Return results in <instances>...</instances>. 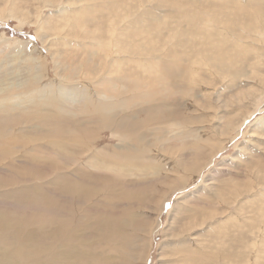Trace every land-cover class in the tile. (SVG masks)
<instances>
[{"label": "rangeland", "instance_id": "obj_1", "mask_svg": "<svg viewBox=\"0 0 264 264\" xmlns=\"http://www.w3.org/2000/svg\"><path fill=\"white\" fill-rule=\"evenodd\" d=\"M263 11L264 0H0L2 263L46 264L47 245L48 264H264ZM94 91L110 114L89 108ZM1 237L12 252L27 244L28 261L3 255Z\"/></svg>", "mask_w": 264, "mask_h": 264}, {"label": "bare ground", "instance_id": "obj_2", "mask_svg": "<svg viewBox=\"0 0 264 264\" xmlns=\"http://www.w3.org/2000/svg\"><path fill=\"white\" fill-rule=\"evenodd\" d=\"M256 1V0H255ZM262 4V3H261ZM187 11V10H186ZM186 11H184L185 13H186ZM264 12V11H263ZM181 17H183L184 19H183V21L186 23V26L188 27V29L190 30L189 32L190 33H194V31H193V29L194 28H196V26L197 25H193L192 23H193V18H189V17H186V15H188V14H182V13H180L179 14ZM254 18V17H253ZM209 19V18H208ZM207 20V19H206ZM222 20V19H221ZM220 20V21H221ZM209 21V20H208ZM208 21L206 22L205 21V23H203L202 25H199V27H197V29H202V30H204V37H210V35H211V30L213 29V28H211V26L209 27V26H206L207 24H208ZM223 22V21H222ZM210 23H213L212 21H210ZM191 24V25H190ZM227 24V23H226ZM249 25V24H248ZM225 28H223V30H224ZM216 30V29H215ZM228 30V29H227ZM213 32V31H212ZM228 32H229V30H228ZM227 32V33H228ZM258 32V31H257ZM221 33V32H220ZM223 33V32H222ZM196 34V33H195ZM218 34V33H217ZM182 35H184V34H182ZM222 35V34H221ZM259 35V34H258ZM212 36V35H211ZM214 36V35H213ZM213 36L212 37H210V38H212L213 39ZM255 36V35H254ZM241 37V36H240ZM256 37V36H255ZM186 38V37H185ZM258 37H256V38H254V39H257ZM194 39V38H193ZM240 39H244L245 40V38H240ZM239 39V40H240ZM248 38H246V40H247ZM218 40V39H217ZM244 40H241V41H244ZM250 40V39H249ZM258 40V39H257ZM209 41V40H208ZM213 41H216V39L214 40L213 39ZM224 41V40H223ZM234 42V41H233ZM236 42V44L237 45H239L238 44V42H240V41H235ZM245 42V41H244ZM188 43V42H187ZM242 43V42H241ZM240 43V44H241ZM246 43V42H245ZM232 44V43H231ZM264 44V43H263ZM215 45H217V44H215ZM221 45V44H220ZM227 45V44H226ZM234 46V45H233ZM239 46H241V45H239ZM238 46V47H239ZM237 47V46H236ZM240 48V47H239ZM236 49V48H235ZM239 50V49H238ZM227 51V50H226ZM223 54V53H222ZM225 54V53H224ZM93 65V64H92ZM165 77V76H164ZM173 77V76H172ZM168 81V80H167ZM170 82V81H169ZM46 86H48V85H46ZM59 86H60V84H59ZM58 86V87H59ZM54 87V86H53ZM184 87V86H183ZM39 88H41V87H37V89H39ZM46 88H48V87H46ZM163 88V87H162ZM32 89V88H31ZM30 89V90H31ZM52 88H50V90H51ZM165 89L167 90V88L165 87ZM164 89V90H165ZM108 90V89H107ZM158 90V89H157ZM34 91V90H33ZM88 91H90V90H88ZM93 91V90H92ZM167 92V91H166ZM92 93V92H91ZM100 91H94L92 94H91V97L88 99V102H89V108H94V109H98V111H101L102 109L103 110H105L107 113H111L112 112V110H113V107L111 106V105H108V104H106V102L104 103V104H102L99 100L101 99V98H99L100 96ZM42 94V93H41ZM54 94V93H53ZM13 95V94H12ZM166 95V94H165ZM28 96V95H27ZM53 97H54V95H52ZM56 96V95H55ZM118 97V96H117ZM163 97V96H162ZM4 98V97H3ZM27 98V97H26ZM0 99H2L1 97H0ZM4 99H6V98H4ZM7 99H8V97H7ZM107 99H109V98H107ZM166 99V98H165ZM52 100V99H51ZM55 100V99H54ZM1 101V100H0ZM4 101V100H3ZM3 101H1V105H2V103H4ZM6 101V100H5ZM36 101V100H35ZM56 101V100H55ZM54 102V101H53ZM57 102V101H56ZM41 103V102H40ZM55 103V102H54ZM58 103V102H57ZM107 103H109V102H107ZM5 104H7V103H5ZM88 106H86V107H88ZM1 107V106H0ZM102 108V109H101ZM260 108V107H259ZM100 109V110H99ZM153 110V109H152ZM3 111H4V109H3ZM62 111V110H61ZM130 112V111H129ZM146 112H147V110H146ZM131 113V112H130ZM152 113V112H151ZM150 113V114H151ZM113 114V113H112ZM153 114V113H152ZM145 115H147L146 113H145ZM154 115V114H153ZM153 115H150V117L151 116H153ZM19 116V115H18ZM119 115L117 114V116H115V117H113L112 116V120L114 121V123L116 122V123H118L119 122V124H121V122L123 121L122 119H126V118H121V117H118ZM126 116V115H125ZM124 116V117H125ZM153 117H155V116H153ZM158 117V116H157ZM176 117H177V115H176ZM105 120H107V119H105ZM130 120V119H129ZM153 120H155L154 118H153ZM157 120V119H156ZM173 120V119H172ZM108 121V120H107ZM131 121V123H132V120H130ZM129 121V122H130ZM138 121V120H137ZM143 121V120H142ZM147 121V120H146ZM150 121H151V119H150ZM28 122H29V120H28ZM109 122H110V120H109ZM112 122V121H111ZM125 122H127V120H125ZM135 122V121H134ZM48 123V122H47ZM101 123V122H100ZM103 123V122H102ZM101 123V124H102ZM113 123V124H114ZM115 123V124H116ZM123 123V125H126L127 126V124L126 123H124V121L122 122ZM128 123V122H127ZM130 123V124H131ZM139 123V122H138ZM138 123H137V125L136 126H138ZM134 124V123H133ZM145 124V123H144ZM168 124V123H167ZM49 125V124H48ZM76 125H77V123H76ZM85 125V124H84ZM88 125H91V124H88ZM100 125V124H99ZM166 125V124H165ZM95 126V125H94ZM97 126V125H96ZM109 126H111V123H110V125ZM119 125L117 124V127H118ZM130 126V125H129ZM132 126V125H131ZM168 126V125H167ZM81 127V126H80ZM83 127V126H82ZM85 127V126H84ZM108 127V126H107ZM106 127V128H107ZM112 127V126H111ZM114 127V126H113ZM112 127V128H113ZM116 127V126H115ZM116 127V128H117ZM125 127V126H124ZM133 127V126H132ZM139 127V126H138ZM142 127V126H141ZM44 128V127H43ZM42 128V129H43ZM97 128V127H96ZM108 128H110V127H108ZM119 128V127H118ZM117 128V129H118ZM123 128V127H122ZM122 128H120V129H122ZM126 128V127H125ZM124 128V129H125ZM134 128H135V126H134ZM134 128H131V129H134ZM26 129V128H25ZM113 129H115V128H113ZM115 130V131H117L118 132V130ZM136 129V128H135ZM126 130L127 129H125V132H126ZM26 131V130H25ZM45 131V130H44ZM123 131V130H122ZM130 131V130H129ZM131 131H133V130H131ZM134 132H136V130L134 131ZM25 133V132H24ZM120 133V132H119ZM122 134H123V132H121ZM133 133V132H132ZM135 134V133H134ZM18 135V134H17ZM16 136V135H15ZM30 136V135H29ZM122 136V135H121ZM127 136V135H126ZM26 137V136H25ZM13 138V137H12ZM34 138V137H33ZM125 138V137H124ZM129 138H130V136H129ZM219 138V137H218ZM3 139V138H2ZM7 140V139H6ZM5 140V141H6ZM79 140V139H78ZM2 141V140H1ZM10 141H12V140H10ZM9 141V142H10ZM42 141V140H41ZM8 142V143H9ZM37 142V141H36ZM246 142V141H245ZM38 143V142H37ZM11 144V143H10ZM58 144V143H57ZM3 145H4V143H3ZM63 145V144H62ZM76 145H78V144H76ZM212 145V144H211ZM9 146V145H8ZM30 146V145H29ZM57 146V145H56ZM7 147V146H6ZM25 147V146H24ZM17 148V147H16ZM38 148V147H37ZM75 148V147H74ZM136 149V148H135ZM220 149V148H219ZM223 149V148H222ZM7 150V149H6ZM15 150V149H14ZM2 151V150H1ZM10 151V150H9ZM30 151V150H29ZM116 152V151H115ZM7 153V152H6ZM5 153V154H6ZM14 153V152H13ZM23 153H25V152H23ZM42 153V152H41ZM27 155H29V154H27ZM26 155V156H27ZM31 155V154H30ZM32 156V155H31ZM34 156V155H33ZM117 157H120V155H116ZM35 157V156H34ZM19 158V157H18ZM41 158V157H40ZM39 158V159H40ZM98 158V157H97ZM17 159V158H16ZM27 159V158H26ZM22 160V159H21ZM37 162V161H36ZM39 162V161H38ZM98 163V162H97ZM47 164V163H46ZM51 164H52V162H51ZM14 165V164H13ZM89 165V164H88ZM35 166V165H34ZM59 166V165H58ZM18 167V166H17ZM36 167V166H35ZM42 169V168H41ZM40 170V169H39ZM71 172V171H70ZM37 174V173H36ZM69 174V173H68ZM66 177V176H65ZM57 179V178H56ZM51 182V181H50ZM39 184V183H38ZM32 185V184H31ZM50 186V185H49ZM30 187V186H29ZM32 187H34V186H32ZM35 187H36V185H35ZM61 187V186H60ZM26 188H28V186L26 187ZM44 188V187H43ZM46 188V187H45ZM57 188V187H56ZM59 188V187H58ZM29 189H31V187L29 188ZM56 190V189H55ZM108 190V189H107ZM33 191H34V189H33ZM36 191H38V189L36 190ZM69 191V190H68ZM74 191V190H73ZM79 190L78 189H76L74 192H73V194H72V199H73V196L74 197H76V196H80V191L78 192ZM56 192V191H55ZM96 192V191H95ZM107 192V191H106ZM9 193V192H8ZM26 193V192H25ZM36 193V192H35ZM72 193V192H71ZM127 193V192H126ZM27 194H29V193H27ZM26 194V195H27ZM39 194V193H38ZM36 195V194H35ZM71 195V194H70ZM96 196V195H95ZM82 197V196H81ZM84 197H85V195H84ZM49 198V197H48ZM86 198V197H85ZM89 198V197H88ZM99 198V197H98ZM84 199V198H83ZM101 199V198H100ZM77 200V199H76ZM51 201H53V200H51ZM97 201V200H96ZM77 202H79V201H77ZM83 202V201H82ZM45 203H46V201H45ZM80 203V202H79ZM59 204V203H58ZM72 204V203H71ZM48 205H51V204H48ZM163 205V204H162ZM55 206V205H54ZM56 207V206H55ZM61 207V206H60ZM106 207V206H105ZM48 208H49V206H48ZM68 208V207H67ZM65 206L62 208L63 209V211H64V213L66 214V213H69V209H67ZM88 208V207H87ZM20 209H21V207H20ZM23 209V208H22ZM31 209H34V208H32L31 207ZM92 209V208H91ZM24 210V209H23ZM59 210H61V209H59ZM18 211V210H17ZM32 211H34V210H32ZM43 211V210H42ZM10 212V211H9ZM41 212V211H40ZM45 212H46V210H45ZM45 212H44V214H45ZM49 212V211H48ZM54 212V211H53ZM59 212L60 211H58V213L57 214H59ZM90 212V211H89ZM11 213V212H10ZM47 213V212H46ZM50 213H52V212H50ZM50 213H49V216H50ZM63 213V214H64ZM41 214V213H40ZM57 214H55V217H57ZM61 214V213H60ZM63 214H61V216L63 215ZM48 215V214H47ZM46 215V216H47ZM70 215V214H69ZM90 215H91V213H90ZM42 216V215H41ZM99 216V215H98ZM101 216V215H100ZM99 216V217H100ZM35 217H36V215H35ZM38 217V216H37ZM59 217V216H58ZM57 217V218H58ZM71 217H72V219L73 220H75L76 218H79V215L78 214H76L73 210L71 211ZM86 217H87V215H86ZM102 217H104V216H102ZM62 218V217H61ZM81 218V217H80ZM98 218V217H97ZM101 218V217H100ZM99 218V219H100ZM38 219H41V218H39L38 217ZM89 219V218H88ZM87 219V220H88ZM7 220V219H6ZM49 220V219H48ZM77 220V219H76ZM80 220V219H79ZM90 220V219H89ZM120 220V219H119ZM16 221V220H15ZM32 221V220H31ZM12 222V221H11ZM37 222V221H36ZM54 222H55V220H54ZM57 222V221H56ZM55 222V223H56ZM59 222V221H58ZM57 222V223H58ZM73 222V221H72ZM71 222V225H73V223ZM101 222V221H100ZM104 222V221H103ZM109 222V221H108ZM39 223H41L42 224V220H41V222H39ZM117 223V222H116ZM35 224H37V223H35ZM34 224V225H35ZM69 224L70 223H68V221L67 220H64V219H60V222H59V227H58V232L60 233V238L59 239H66L68 236H70V235H67L68 234V232L70 233L71 231H69L70 229H67V227L69 226ZM112 224V223H111ZM115 224V223H114ZM12 225V224H11ZM51 225V224H50ZM58 225V224H57ZM103 225V224H102ZM109 226H110V223L108 224ZM1 226V225H0ZM8 226V225H7ZM46 226V225H45ZM74 226V225H73ZM82 226V224H80V228H82L81 227ZM107 226V225H106ZM112 226H114L113 224H112ZM264 226V225H263ZM3 227V226H2ZM5 227V226H4ZM9 227V226H8ZM37 227V226H36ZM36 227H35V229H36ZM47 227V226H46ZM45 227V228H46ZM75 227H77V226H75ZM84 227V229H86L85 228V226H83ZM88 227V226H87ZM111 227V226H110ZM120 227V226H119ZM10 228V227H9ZM78 228V227H77ZM1 229V228H0ZM5 229V228H4ZM79 229V228H78ZM83 229V228H82ZM7 230V229H6ZM71 230H72V228H71ZM108 230H111V229H108ZM117 230V229H116ZM119 230V229H118ZM257 230H258V228H257ZM1 231H3L2 229H1ZM16 231V230H15ZM44 231V230H43ZM47 231V230H46ZM74 231V230H73ZM72 231V232H73ZM106 231V230H105ZM262 231V230H261ZM4 232V231H3ZM41 232V231H40ZM45 232V231H44ZM77 232H79V231H77ZM100 232V231H99ZM46 233V232H45ZM108 233H110V232H108ZM121 233H122V231H121ZM3 233H1V235H2ZM54 234V233H53ZM6 235V234H5ZM9 235V234H8ZM79 235V234H78ZM104 235V234H103ZM110 235L111 236H114V235H112L111 233H110ZM109 235V236H110ZM122 235V234H121ZM3 236H4V234H3ZM40 236V235H39ZM50 236V235H49ZM106 236H108L107 234H106ZM117 236H119L120 237V234H118ZM6 237H7V235H6ZM11 237V236H10ZM17 237V236H16ZM44 237V236H43ZM51 237V236H50ZM50 237H49V239H50ZM103 237V236H102ZM122 237V236H121ZM120 237V238H121ZM181 237V236H180ZM8 238H9V236H8ZM14 238V237H13ZM21 238V237H20ZM48 239V237L46 236L45 237V239ZM52 238V237H51ZM99 238H101V237H99ZM116 238V237H115ZM10 239V238H9ZM8 239V240H9ZM25 239V238H24ZM44 239V238H43ZM46 239V240H47ZM61 239V240H62ZM77 239V238H76ZM105 239V238H104ZM108 239V238H107ZM15 240V239H14ZM19 240V242H20V239L18 238L17 239V241ZM58 240V239H57ZM60 240V241H61ZM63 240V241H64ZM74 240V239H73ZM103 240V239H102ZM23 241V240H22ZM25 241V240H24ZM59 241V240H58ZM57 241V242H58ZM100 241V240H99ZM106 241V240H105ZM116 241V240H115ZM53 242H56L55 240L53 241ZM112 243H113V240L111 241ZM1 243H3V244H5V245H3V244H1V246L2 247H4L3 248V250H1V252H2V254L3 255H5L6 257H8V258H12V253L14 252V253H16L17 254V258L20 260V262H25V261H28V259L26 258V254H25V251L27 250L26 249V246L25 245H27V244H24V242H20L19 244H17V245H19V247H17V248H20L19 250H16V251H14L13 250V252L11 251L13 248L11 247V248H9L10 246L9 245H11L12 246V244L9 242V241H7L6 240V238L5 237H1ZM33 243V242H32ZM31 243V244H32ZM61 243H62V241H61ZM71 243V242H70ZM106 243H107V241H106ZM109 243V242H108ZM47 244H49V243H47ZM60 244V243H59ZM73 243H71V245H72ZM75 244V243H74ZM101 244H102V242H101ZM6 245H8L9 247H7ZM16 245V246H17ZM22 245H24L23 247V249H22ZM35 245V244H34ZM34 245H33V247H34ZM70 245V244H69ZM15 246V247H16ZM57 246H58V244H57ZM62 246H63V244H62ZM65 246V245H64ZM68 246V245H67ZM74 246V245H73ZM78 246V245H77ZM77 246H75V247H77ZM1 247V248H2ZM59 247H61V246H59ZM74 247V248H75ZM36 248V247H35ZM57 248V247H56ZM26 249V250H25ZM72 249V248H71ZM76 249V248H75ZM83 249V248H82ZM45 250H49L48 249V247H47V245H46V247L44 248V250L42 251V249L39 251L38 250V252L36 253V254H38L39 255V253H41L40 255H42V256H40V257H42V260H43V262H46V264H48L47 263V260H48V258H50L51 257V255H49L50 253L48 252V251H45ZM80 250V249H79ZM22 251H23V254H21L22 253ZM76 251V250H75ZM87 251V250H86ZM88 251H90V248H89V250ZM5 252V253H4ZM78 253V252H77ZM83 253H85V251L83 252ZM10 254V255H9ZM24 254H25V257H24ZM29 254V253H28ZM53 255V254H52ZM80 255V254H79ZM10 256V257H9ZM27 257H29V256H27ZM4 258V257H3ZM6 259V258H5ZM7 260V262H8V259H6ZM6 260H4L3 261V259H1L0 258V264H3ZM2 261H3V263H2ZM14 261V260H13ZM17 261V260H16ZM68 263V262H67ZM94 264H97V263H94Z\"/></svg>", "mask_w": 264, "mask_h": 264}]
</instances>
